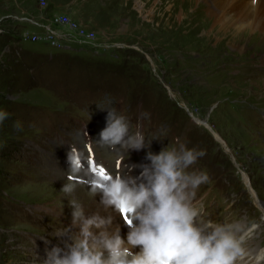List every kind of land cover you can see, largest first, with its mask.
<instances>
[{
  "label": "rangeland",
  "instance_id": "1",
  "mask_svg": "<svg viewBox=\"0 0 264 264\" xmlns=\"http://www.w3.org/2000/svg\"><path fill=\"white\" fill-rule=\"evenodd\" d=\"M211 3L0 0V110L8 113L0 122V264H37L60 243L51 233L71 223L61 195L69 169L58 173L54 164L71 149L56 148L57 135L78 139L85 120L97 138L87 160L110 171L120 162L97 143L105 97L133 131L166 129L121 162L140 164L177 138L204 150L191 167L209 175L199 196L212 218L258 224L246 247L252 255L264 247V41L211 30ZM48 38L69 48L56 50ZM84 180L76 178L86 187Z\"/></svg>",
  "mask_w": 264,
  "mask_h": 264
},
{
  "label": "clouds",
  "instance_id": "2",
  "mask_svg": "<svg viewBox=\"0 0 264 264\" xmlns=\"http://www.w3.org/2000/svg\"><path fill=\"white\" fill-rule=\"evenodd\" d=\"M98 105L107 109V116L97 143L120 162L127 151L150 148L153 139L167 137L166 129L148 135L140 126L133 131L128 117L108 97ZM7 116L0 110V122ZM204 155L177 138V146L149 150L147 163L132 164L131 169H140L137 175H122L85 168L81 152L73 148L61 189L69 198L71 223L51 233L60 243L46 249L42 260L36 252L37 264H264V247L254 255L246 247L258 224L240 218L215 220L201 200L199 189L209 175L191 166ZM78 177L85 178L86 187L76 182ZM97 193V211L87 214L85 205ZM115 212L127 225L123 235Z\"/></svg>",
  "mask_w": 264,
  "mask_h": 264
},
{
  "label": "bare ground",
  "instance_id": "3",
  "mask_svg": "<svg viewBox=\"0 0 264 264\" xmlns=\"http://www.w3.org/2000/svg\"><path fill=\"white\" fill-rule=\"evenodd\" d=\"M206 16L208 17V20L211 23L210 24L211 30L214 28V30L217 29L219 31L222 30V32L223 31L225 32L228 28H230L232 30L230 36L235 37V39L238 37L242 39V35L240 34L241 31H246V35L248 33L250 34L259 33L261 41L262 40L264 41V0H212L211 6H209L206 11ZM249 84L253 86H262L258 82L255 83L249 82ZM244 178L251 187L250 176L244 173ZM251 189L253 193L257 195L255 192L256 190L252 187ZM99 198H100V194H97L93 198L94 202H92V204L85 205V210L87 214H91L92 212L97 211ZM65 210L72 211V209L71 208L69 209V207L67 206ZM47 212L62 215L60 212H58L55 209L52 210L49 209ZM114 214H115V222L121 225V234L123 235L127 230V226L124 225V222L122 221L121 216L119 215L118 212H115Z\"/></svg>",
  "mask_w": 264,
  "mask_h": 264
},
{
  "label": "built area",
  "instance_id": "4",
  "mask_svg": "<svg viewBox=\"0 0 264 264\" xmlns=\"http://www.w3.org/2000/svg\"><path fill=\"white\" fill-rule=\"evenodd\" d=\"M47 41H51V42H53L54 44H56L57 42H55V38H53L52 40H50L49 38L48 39H46Z\"/></svg>",
  "mask_w": 264,
  "mask_h": 264
},
{
  "label": "crops",
  "instance_id": "5",
  "mask_svg": "<svg viewBox=\"0 0 264 264\" xmlns=\"http://www.w3.org/2000/svg\"><path fill=\"white\" fill-rule=\"evenodd\" d=\"M30 22H31V21H30ZM54 30H55V29H54ZM66 47H67V46H66ZM68 48H69V47H68ZM54 58H56V55H55V57H54ZM54 58H53V59H54ZM47 59H49V58H47ZM53 59H52V60H53Z\"/></svg>",
  "mask_w": 264,
  "mask_h": 264
}]
</instances>
